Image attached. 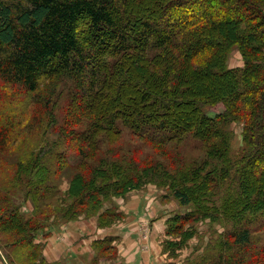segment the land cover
I'll use <instances>...</instances> for the list:
<instances>
[{
  "label": "trees",
  "instance_id": "obj_1",
  "mask_svg": "<svg viewBox=\"0 0 264 264\" xmlns=\"http://www.w3.org/2000/svg\"><path fill=\"white\" fill-rule=\"evenodd\" d=\"M148 184L187 208L166 221L170 258L209 221L224 231L184 264H264V0H0V249L51 264L40 235L110 227ZM113 241L92 264H124Z\"/></svg>",
  "mask_w": 264,
  "mask_h": 264
},
{
  "label": "crops",
  "instance_id": "obj_2",
  "mask_svg": "<svg viewBox=\"0 0 264 264\" xmlns=\"http://www.w3.org/2000/svg\"><path fill=\"white\" fill-rule=\"evenodd\" d=\"M163 195V192L149 187L146 191L132 192L125 199H117L124 217L107 228H99L97 218H80L58 226L44 241V256L54 262L91 263L96 255L94 242L113 238L121 263H166L162 253L166 221L180 206L170 197L168 201L163 200ZM144 228H148L147 233L142 231Z\"/></svg>",
  "mask_w": 264,
  "mask_h": 264
},
{
  "label": "rangeland",
  "instance_id": "obj_3",
  "mask_svg": "<svg viewBox=\"0 0 264 264\" xmlns=\"http://www.w3.org/2000/svg\"><path fill=\"white\" fill-rule=\"evenodd\" d=\"M216 9H217L216 11L219 10L217 7H216ZM218 12H220V11H218ZM229 66L231 68L242 67L243 66L242 55L237 50H234L232 52L231 58L229 59ZM204 111L210 116H215L216 114L221 113L223 111V107L220 106V105H218L216 107H207V108H204ZM230 129L233 132V138H232V142H231V152H232L233 155H238V153L241 151V149L243 147V125L240 124V123H233L230 126ZM126 134L127 133H125L124 135H126ZM50 138H54V135H50ZM133 139L132 140L128 139V140L133 141V142H135L137 144H141L142 145L143 154L147 155V154H151L153 152L149 147L145 146L142 143L141 140H139L137 138H134V137H133ZM123 146H127V145H123ZM200 147H201V143L200 142L195 141V140H191L190 147L187 149V151H186L187 153L186 154L190 153V155H194L196 157H200V156H202V152L200 151ZM159 160L162 161L161 158H159ZM144 186H143L144 187L143 189L138 190V191H146L149 187H151V188L153 187V189H156L157 192H163L164 195L167 192V190L164 191V190L156 187L153 184H148V185H144ZM132 192H135V191H132ZM132 192H130V193H132ZM170 198H172V197H170ZM31 209H32L31 204H28V205L23 207V211L26 214H29L32 211ZM176 211H175L176 213L174 212L173 214H171V216H173V215H175L177 213H185L187 211V208H181L180 207V209H179V207H178V209ZM57 227H55L52 230V233L55 231V229ZM166 229L168 230V228H166ZM166 229H165V237H164L165 239L162 242V253H163V244H164V242L165 241L168 242V241H172L173 240V238H170V237H168L166 235L167 234L166 233V231H167ZM142 231L144 233H147L148 228H144ZM200 231H201V235L199 234L198 236H195L194 238H192L189 242L185 243L183 245V248L176 252L177 254L174 255V258H170L169 254L167 252H164L163 255L166 257V263L163 262V264H184V262L187 259V257L195 250V248L198 246V244L201 245V243L203 242L202 245H206V243L210 242L212 240V238L214 237V232L215 231H217L220 234L224 230L220 226L212 227L210 222L207 221L205 224H200ZM11 237L12 236H10V235H8V234H6L4 232L3 233L0 232V244L3 241H5V240L6 241L11 240L10 239ZM48 237L45 238V237H43V235H40L39 236V239H40L39 241H41V244H43L44 241ZM44 248H45V246H44ZM2 249L3 248L0 249V264H11L9 258H11L12 260L15 259L16 261H17L16 258H18V259L20 258L22 261H19L18 264H26V261H27L26 256L19 249L15 248L14 251H7L6 253ZM43 254H44V250H43ZM54 254H56V251H54ZM44 258H45V260L48 263L56 264L54 261H51L52 259L48 258L49 259L48 260L45 256H44ZM73 262L68 261V260H63V261H60V262H57V263L58 264H77L78 261L73 260ZM92 262H93V260L91 261V263L90 262H85L84 264H92ZM107 264H111V263H107Z\"/></svg>",
  "mask_w": 264,
  "mask_h": 264
}]
</instances>
